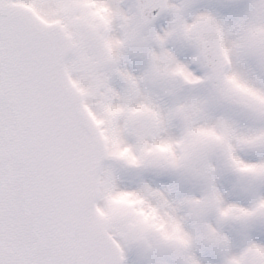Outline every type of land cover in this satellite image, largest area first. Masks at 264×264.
Returning <instances> with one entry per match:
<instances>
[{"label": "snow or ice", "instance_id": "obj_1", "mask_svg": "<svg viewBox=\"0 0 264 264\" xmlns=\"http://www.w3.org/2000/svg\"><path fill=\"white\" fill-rule=\"evenodd\" d=\"M0 264H264V0H0Z\"/></svg>", "mask_w": 264, "mask_h": 264}]
</instances>
